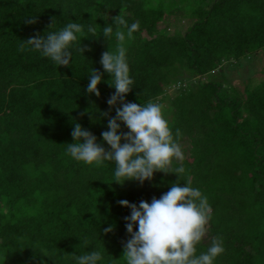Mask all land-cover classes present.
<instances>
[{
  "label": "trees",
  "instance_id": "trees-1",
  "mask_svg": "<svg viewBox=\"0 0 264 264\" xmlns=\"http://www.w3.org/2000/svg\"><path fill=\"white\" fill-rule=\"evenodd\" d=\"M189 10L184 32L160 27ZM118 16L139 25L124 42L134 80L125 100L159 103L179 144L190 139V155L173 163L180 178L156 172L120 185L113 162L94 168L67 153L76 122L109 148L101 133L120 104L107 103L114 81L100 60L120 42L102 29ZM70 22L84 26L70 66L24 43ZM262 52L264 0H0V264H74L94 249L104 264H124L131 210L118 201L151 203L184 180L211 209L197 254L219 238L215 264H264V78L254 85L249 75L241 90L226 71ZM92 68L103 77L99 97L87 93Z\"/></svg>",
  "mask_w": 264,
  "mask_h": 264
},
{
  "label": "clouds",
  "instance_id": "clouds-1",
  "mask_svg": "<svg viewBox=\"0 0 264 264\" xmlns=\"http://www.w3.org/2000/svg\"><path fill=\"white\" fill-rule=\"evenodd\" d=\"M138 28L137 23L128 25L118 16L112 24L102 29L106 40L114 34L120 42L115 51L109 49L100 60L103 70L114 81L109 84L115 88V93L107 103L110 107H115L118 102L120 104V107H116V116L108 120V130L101 133L103 142L109 148L98 143L94 134L76 122L71 133L74 143L67 144L66 149L72 159L94 168L103 167L105 162H113V181L120 185L125 181H139L142 185L151 180L156 172L174 173L180 178L185 171L183 167H173L174 161L184 159L178 142L181 133L179 130L173 132L162 106L153 101L138 105L125 100L126 94L134 86V80L124 42L132 39ZM88 30L96 34L101 31L99 28L97 32L92 27ZM83 31L81 23L70 22L49 31L44 37L29 38L24 43L55 65L70 66L78 41L80 51H84L79 35ZM88 78L87 93L99 97L98 85L103 79L101 73L92 68ZM102 115L108 117L107 112ZM118 121L126 126L127 132L121 130ZM184 182L183 186L179 182L173 183L169 191L158 199L153 198L151 203L141 201L137 206L127 200L118 201L121 206L131 210L130 216L124 218L127 233L130 234V239L124 244V264H215L225 252L223 241L217 238L212 240L205 252L197 254V245L207 234L211 209L201 190L193 187L188 180ZM112 231L113 226L104 229L105 233ZM73 261L74 264H104V254L94 249L75 255Z\"/></svg>",
  "mask_w": 264,
  "mask_h": 264
},
{
  "label": "rangeland",
  "instance_id": "rangeland-1",
  "mask_svg": "<svg viewBox=\"0 0 264 264\" xmlns=\"http://www.w3.org/2000/svg\"><path fill=\"white\" fill-rule=\"evenodd\" d=\"M205 5H207L205 3ZM180 15H177L176 17H168L165 23L160 24L161 28L167 27L169 32H173L175 29L182 30L184 32L186 28L189 26V24L192 22V15L191 11H185L184 13H178ZM172 19V21H171ZM248 63V62H247ZM228 76H229V81L232 85L240 88L241 90L244 89L245 87V80L246 77H250L249 75H253L254 80L252 81L251 84L256 85L260 80L264 78V53H259L255 57H252L250 60V63L245 64V67H242L240 70L237 69H226ZM254 73V74H253ZM171 89H174L172 87ZM170 98L174 97V94H171L169 96ZM181 145L183 153L190 155V139L185 140ZM174 162H179V161H174Z\"/></svg>",
  "mask_w": 264,
  "mask_h": 264
}]
</instances>
